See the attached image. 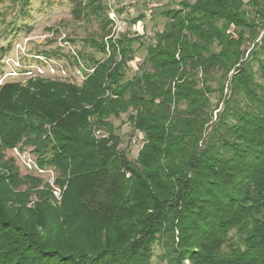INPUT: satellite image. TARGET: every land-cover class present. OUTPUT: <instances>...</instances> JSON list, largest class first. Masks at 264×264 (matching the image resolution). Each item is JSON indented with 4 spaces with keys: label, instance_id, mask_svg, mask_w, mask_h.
Segmentation results:
<instances>
[{
    "label": "trees",
    "instance_id": "1",
    "mask_svg": "<svg viewBox=\"0 0 264 264\" xmlns=\"http://www.w3.org/2000/svg\"><path fill=\"white\" fill-rule=\"evenodd\" d=\"M181 4L130 78L125 38L80 86L0 85V264H149L155 243L168 264H264V0ZM129 109L144 137L133 161L109 121ZM25 147L56 173L59 203L4 160Z\"/></svg>",
    "mask_w": 264,
    "mask_h": 264
},
{
    "label": "rangeland",
    "instance_id": "2",
    "mask_svg": "<svg viewBox=\"0 0 264 264\" xmlns=\"http://www.w3.org/2000/svg\"><path fill=\"white\" fill-rule=\"evenodd\" d=\"M182 1L150 0L153 13L146 17L144 0H0V85L13 81L24 82L27 77L37 75L41 78L62 79L80 86L85 79L84 73L93 71L92 59L101 62L107 59L111 53L110 43L125 38L135 39L130 43L131 54L126 63V75L130 78L144 67L146 45L154 43V34L161 32L168 21L161 12L182 9ZM186 1L193 3L195 0ZM245 9H249L247 5ZM140 15L144 18L133 22ZM263 34L264 29L254 43H260ZM101 41L105 44L103 53L97 52L94 46V42ZM115 47L119 60V46ZM252 48L253 44L247 47L245 58ZM251 65L258 78L257 62L253 61ZM216 75L219 76V73ZM211 85L217 86L216 82ZM226 93L227 89L224 91ZM209 98L214 106L218 100L217 94ZM130 110L118 118L110 117L109 121L114 134L120 139L118 148L133 161L143 145L144 137L130 124ZM217 111L212 114L213 121ZM106 135L103 129L94 133L97 139ZM2 154L4 160L14 158L21 175L31 174L40 177L43 184L49 183L51 195L57 203L60 202L61 189L53 186L56 173L51 168H36L30 147L5 150ZM19 190L23 191V188ZM229 236L237 240L234 230ZM149 264H168L163 259L160 243L152 246ZM183 264H189V261L185 260Z\"/></svg>",
    "mask_w": 264,
    "mask_h": 264
},
{
    "label": "built area",
    "instance_id": "3",
    "mask_svg": "<svg viewBox=\"0 0 264 264\" xmlns=\"http://www.w3.org/2000/svg\"><path fill=\"white\" fill-rule=\"evenodd\" d=\"M149 3H150V0H144V4H145L144 13H145L146 17H150L152 15V13H153L152 7H150ZM112 16H114V15L112 14ZM111 19L113 20V17H111ZM127 176L128 175H126V177Z\"/></svg>",
    "mask_w": 264,
    "mask_h": 264
}]
</instances>
